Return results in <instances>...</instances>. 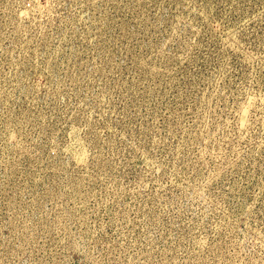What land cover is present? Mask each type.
Segmentation results:
<instances>
[{
	"label": "rangeland",
	"instance_id": "374dc122",
	"mask_svg": "<svg viewBox=\"0 0 264 264\" xmlns=\"http://www.w3.org/2000/svg\"><path fill=\"white\" fill-rule=\"evenodd\" d=\"M0 264H264V0H0Z\"/></svg>",
	"mask_w": 264,
	"mask_h": 264
}]
</instances>
